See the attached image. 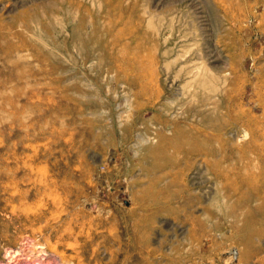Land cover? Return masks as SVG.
<instances>
[{
    "label": "rangeland",
    "instance_id": "1",
    "mask_svg": "<svg viewBox=\"0 0 264 264\" xmlns=\"http://www.w3.org/2000/svg\"><path fill=\"white\" fill-rule=\"evenodd\" d=\"M0 34V264H264V0H0Z\"/></svg>",
    "mask_w": 264,
    "mask_h": 264
},
{
    "label": "bare ground",
    "instance_id": "2",
    "mask_svg": "<svg viewBox=\"0 0 264 264\" xmlns=\"http://www.w3.org/2000/svg\"><path fill=\"white\" fill-rule=\"evenodd\" d=\"M37 21H38V19H37ZM37 21H35V22H37ZM36 25H38V28H35V29H32V30H30L32 33H34V34H40L42 31H44L43 30V27H42V23H40V20H39V22H37L36 23ZM18 35V34H17ZM3 37H6L5 35H3V34H0V39H2ZM81 44H82V42H81ZM68 48H65V49H62V50H60V53H64L65 54V58L67 59V61H71V59H73V57H72V55L69 53V51L67 50ZM84 55H81V53H80V55H81V58H82V61H88L90 58H91V53H89V52H85V53H83ZM55 57V56H54ZM113 58H110V64L112 63V65H115V62L112 60ZM59 67V63H58V65L56 66L55 64H54V62L50 65V68H51V70H55V69H57ZM61 67V66H60ZM59 67V68H60ZM101 68V64H99V66H98V69H100ZM17 79H21V77H18ZM216 111V110H215ZM176 127H177V125L176 124H174V126H172V128H173V132L175 133V134H177L178 133V131L177 130H175L176 129ZM264 128H261L260 130H263ZM171 131H172V129H171ZM245 134L247 135V136H250L251 138L249 139V141L247 142V144L246 145H248V147H249V150H251V151H253L254 153H255V155H256V157H258V159L260 160V161H263L264 162V131H261V133L260 132H258L257 130H256V127H255V125H252V123L249 125V127H248V129L245 131ZM191 136H192V134H191ZM172 140H176V138L174 139V138H171ZM205 139H207L206 138V136H205ZM260 139H263V143L262 144H258V140H260ZM208 140V139H207ZM207 140H204L205 142H208ZM216 140H218V137H217V135H215V138H214V141H216ZM175 147H177L176 145H174ZM198 148V149H197ZM180 149H183V148H180ZM216 151H218V150H213V149H206L203 145H202V143H199V146L198 147H195V148H192V149H190V148H188V149H185V154H187L188 156H192V155H196V153H198V154H210V155H212V154H214V153H216ZM262 175L264 176V169L262 170ZM262 182V185H263V188H264V180H262L261 181ZM244 186H243V185ZM248 187V184H247V181H241V184L239 183V184H236V185H234V189H232L233 191H236L237 189H239V188H241V187ZM246 187V188H247ZM231 191V190H230ZM249 204V201L245 204V206L246 205H248ZM70 228V227H69ZM69 231V230H68ZM61 239V238H60ZM40 256V255H39Z\"/></svg>",
    "mask_w": 264,
    "mask_h": 264
}]
</instances>
